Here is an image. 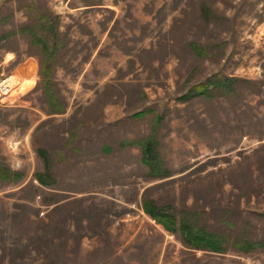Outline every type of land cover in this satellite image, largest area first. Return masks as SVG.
Listing matches in <instances>:
<instances>
[{
	"label": "rangeland",
	"instance_id": "1",
	"mask_svg": "<svg viewBox=\"0 0 264 264\" xmlns=\"http://www.w3.org/2000/svg\"><path fill=\"white\" fill-rule=\"evenodd\" d=\"M114 1L101 41L0 0V264H264V0Z\"/></svg>",
	"mask_w": 264,
	"mask_h": 264
},
{
	"label": "trees",
	"instance_id": "2",
	"mask_svg": "<svg viewBox=\"0 0 264 264\" xmlns=\"http://www.w3.org/2000/svg\"><path fill=\"white\" fill-rule=\"evenodd\" d=\"M38 42V40H36ZM45 50L47 48L44 46L43 47ZM55 51H52L54 53ZM47 67H45L44 73H46ZM227 80V79H225ZM216 80H210L208 83L211 84H216ZM47 92L50 89V86L47 85L45 86ZM150 144L146 143L143 144V151H142V157L141 161L150 166L151 163V155L150 153L152 152L149 150ZM153 169V167H151ZM19 177V174H13L11 171L7 168H5L3 165L0 164V179L1 180H9L11 178H17ZM40 182L42 184H45L44 180L42 177L39 178ZM142 209L146 214H148L152 219H154L157 223L161 224L166 230L171 231L172 233H175L177 231L176 225H177V219L174 213L164 210L165 208L159 207L156 205L155 202L153 201H146L144 200L142 203ZM179 231L181 233V240L184 244L191 246L192 248H196L199 250H210L213 252H223L220 247V242L217 239V235H213V233L206 232L205 230H195L193 228V224L189 221L187 218V215H183L180 218L179 222ZM259 243L255 242H248L245 241L243 247H251V246H256Z\"/></svg>",
	"mask_w": 264,
	"mask_h": 264
},
{
	"label": "crops",
	"instance_id": "3",
	"mask_svg": "<svg viewBox=\"0 0 264 264\" xmlns=\"http://www.w3.org/2000/svg\"><path fill=\"white\" fill-rule=\"evenodd\" d=\"M36 3L40 7V11L46 14V16H49L51 12H53L54 15L58 14L62 16H59L60 18L64 20H68V16L79 14L81 16V21L83 22V17L85 16L86 19L89 20L86 21V25H81L84 30L79 31V36L84 37V35H95L96 37L98 34L101 35V41L102 38L108 33V31L111 29L112 24L116 20L119 14V2H115L114 0H32V6L34 7ZM29 7L28 0H25L24 3H22L19 6V12H21V16L23 20L26 19V9ZM108 10L112 13L113 19L110 21V23L107 25L106 32H103V10ZM91 11V12H90ZM84 14V15H83ZM45 15H41V18L44 19ZM71 31V30H70ZM59 32V31H58ZM71 35V33H70Z\"/></svg>",
	"mask_w": 264,
	"mask_h": 264
},
{
	"label": "built area",
	"instance_id": "4",
	"mask_svg": "<svg viewBox=\"0 0 264 264\" xmlns=\"http://www.w3.org/2000/svg\"><path fill=\"white\" fill-rule=\"evenodd\" d=\"M8 76H2L0 79V99H6L10 96L16 84H11L7 79Z\"/></svg>",
	"mask_w": 264,
	"mask_h": 264
},
{
	"label": "bare ground",
	"instance_id": "5",
	"mask_svg": "<svg viewBox=\"0 0 264 264\" xmlns=\"http://www.w3.org/2000/svg\"><path fill=\"white\" fill-rule=\"evenodd\" d=\"M11 77H12V76H8L7 79H8V81H10L11 84H13L14 81L11 79Z\"/></svg>",
	"mask_w": 264,
	"mask_h": 264
}]
</instances>
